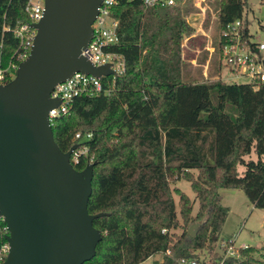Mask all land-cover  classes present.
<instances>
[{"label": "trees", "instance_id": "trees-1", "mask_svg": "<svg viewBox=\"0 0 264 264\" xmlns=\"http://www.w3.org/2000/svg\"><path fill=\"white\" fill-rule=\"evenodd\" d=\"M25 1L0 0V68L18 46L11 29L28 20ZM244 5L245 0H217L218 30L240 18ZM192 10L185 0L152 6L116 0L109 15L117 22V42L107 49L122 57L123 70L101 76V92L74 98L65 113L49 120L61 152L72 145L85 148L72 167L80 171L92 164L86 211L100 213L92 219L100 238L82 264H140L156 254L160 260L150 264H177L198 250L212 254L227 215L219 189H238L253 208L264 209V84L253 89L218 78L181 80L183 37L197 48L196 63L207 57L204 37L192 35L185 21ZM206 22L207 16L203 27ZM76 131L90 137L77 143ZM251 149L256 159H244ZM179 179L189 183L194 212L184 192L169 188ZM198 221L202 226L190 236L187 227ZM3 224L0 219V246ZM174 228L178 234L169 232ZM240 252L248 257L243 264H264V242Z\"/></svg>", "mask_w": 264, "mask_h": 264}, {"label": "water", "instance_id": "water-1", "mask_svg": "<svg viewBox=\"0 0 264 264\" xmlns=\"http://www.w3.org/2000/svg\"><path fill=\"white\" fill-rule=\"evenodd\" d=\"M101 0H43L26 59L0 84V218L7 253L1 264H82L100 238L88 214L92 164L75 170L56 146L48 112L59 99L56 83L74 72L113 75L109 64L93 66L80 55L91 35ZM202 222L192 223L193 236Z\"/></svg>", "mask_w": 264, "mask_h": 264}, {"label": "built area", "instance_id": "built-area-1", "mask_svg": "<svg viewBox=\"0 0 264 264\" xmlns=\"http://www.w3.org/2000/svg\"><path fill=\"white\" fill-rule=\"evenodd\" d=\"M141 1L144 5L150 6L173 4V0ZM115 2L116 0L100 1L96 8L97 13L90 25V38L80 50V55L93 66L109 64L113 75L123 70L122 57L107 49L117 42L115 31L117 22L109 15V8ZM24 11L28 17L27 22L16 24L11 29L12 34L18 40V46L13 52L12 60L9 61L8 65L5 68H0V84L6 83V79H12L18 64L28 56L36 31L32 25L42 15L43 0H26ZM8 29V27H5V30ZM209 49L210 53L214 52L216 55L217 72L221 67H224L231 79L240 80L235 83H246L251 85L253 89H256L260 84H264V55L261 54H264V38L254 40L242 16L225 23L218 31L215 46L207 48V50ZM219 79L223 80L221 77ZM98 92H101L100 77L74 72L69 78L56 83L51 90L50 97L59 99V103L48 112V120L65 113L74 98L83 95L90 96ZM89 137L90 132L76 131L72 139L77 143H82ZM82 149L71 151L69 156L71 166L77 162L78 155L83 152ZM2 229L6 231L4 224ZM234 241L233 238L219 239L212 254H209L205 249L198 250L195 257H180L177 264H243L248 257L241 254L240 250L248 247V245H236ZM7 249V244L4 242L0 246V264L5 258ZM165 253H168V250Z\"/></svg>", "mask_w": 264, "mask_h": 264}, {"label": "rangeland", "instance_id": "rangeland-1", "mask_svg": "<svg viewBox=\"0 0 264 264\" xmlns=\"http://www.w3.org/2000/svg\"><path fill=\"white\" fill-rule=\"evenodd\" d=\"M185 4L193 10L185 16V21L193 28L192 35H202L204 37L203 47L207 51V47L215 46L216 37L218 34V26L216 22L217 0H185ZM207 16L206 27L202 26L204 18ZM242 18L246 24L249 33L254 40L264 38V2L262 0H245V5L242 9ZM261 28H258V27ZM197 28V32H195ZM188 37L182 38L183 57L181 59V80L183 82H202L210 81L215 78L212 75L217 74L216 78H222L226 83H233L240 80H233L229 77L228 71L221 67L217 73L216 55L207 51L208 56L205 67L195 62L197 48L187 46ZM199 41V40H198ZM264 55L263 53H261ZM233 109L229 107V113L233 114ZM85 152V148L82 149ZM244 159H256V154L251 149L250 153L244 156ZM243 167L238 165L236 170L238 173ZM194 175L195 170H191ZM177 187L184 192L193 204V212L195 209L194 194L190 190L189 183L179 179L169 183V188ZM220 203L227 207V215L220 230L217 234L219 239L233 238L236 245L247 244L250 247L258 250L264 242V209L253 208L248 202L244 194L238 189H219ZM175 210L176 195L172 194ZM196 223H199L196 222ZM178 228L170 229L169 232L179 233ZM216 241V242H217ZM253 257L257 258V253H252ZM152 259L160 260V254L148 257L142 264H150Z\"/></svg>", "mask_w": 264, "mask_h": 264}, {"label": "crops", "instance_id": "crops-1", "mask_svg": "<svg viewBox=\"0 0 264 264\" xmlns=\"http://www.w3.org/2000/svg\"><path fill=\"white\" fill-rule=\"evenodd\" d=\"M197 31H198L197 28H195V32H197ZM207 48H208V47H207ZM207 48H206V49H207ZM207 51H208V50H207ZM207 53H208V52H207ZM209 56H210V53H209ZM209 56H208V54H207V58H208ZM207 60H208V59H206L204 63H206ZM201 65H202V67H205V66H206V64H201ZM217 73H218V72H217ZM212 77L216 79L217 74L212 75ZM140 264H142V263H140Z\"/></svg>", "mask_w": 264, "mask_h": 264}]
</instances>
